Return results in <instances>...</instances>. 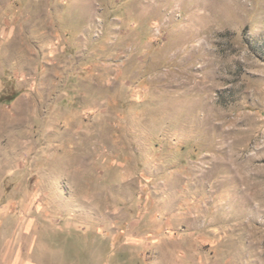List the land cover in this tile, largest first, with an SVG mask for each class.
<instances>
[{"label": "rangeland", "instance_id": "374dc122", "mask_svg": "<svg viewBox=\"0 0 264 264\" xmlns=\"http://www.w3.org/2000/svg\"><path fill=\"white\" fill-rule=\"evenodd\" d=\"M0 264H264V0H0Z\"/></svg>", "mask_w": 264, "mask_h": 264}]
</instances>
